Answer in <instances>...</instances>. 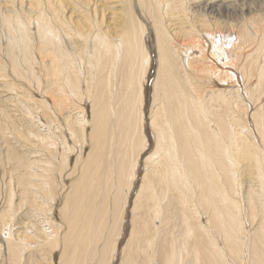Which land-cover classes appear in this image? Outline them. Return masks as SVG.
<instances>
[{
    "label": "bare ground",
    "instance_id": "1",
    "mask_svg": "<svg viewBox=\"0 0 264 264\" xmlns=\"http://www.w3.org/2000/svg\"><path fill=\"white\" fill-rule=\"evenodd\" d=\"M154 61L120 264H264V0H0V264L116 262Z\"/></svg>",
    "mask_w": 264,
    "mask_h": 264
},
{
    "label": "rangeland",
    "instance_id": "2",
    "mask_svg": "<svg viewBox=\"0 0 264 264\" xmlns=\"http://www.w3.org/2000/svg\"><path fill=\"white\" fill-rule=\"evenodd\" d=\"M254 11V8L252 9ZM148 43H149V46H150V49L151 51L153 52L155 49V35L152 33L150 39L148 40ZM153 58H154V55H153ZM156 63L154 61V65L152 66L151 70L149 71L151 74H150V77L148 76V83H147V86L146 88L147 89V93L145 95V100H146V107H145V115L147 116V118L149 117L148 115L150 114L151 112V109L153 107V99H152V96H153V92H154V88H153V83H154V79L156 77ZM88 115V114H87ZM145 129H143V133L147 136V142H148V147L147 149L143 152L142 156H141V160H139V167H138V172H137V181H136V184H135V188L133 190V192L131 193V201L129 203V206L128 210H126V215H125V219H124V224H125V227H124V232H125V235H123L124 237L121 238L122 241H120V249H119V252H118V256H117V260L114 264H120L121 263V260H122V257H123V254H121V250L122 248H124V246L126 245V243L128 242V238H129V235L131 233V230H132V219H133V214H132V205H133V201H134V198L136 197V193L138 191V188L139 186L141 185V182H142V177L144 176V169H145V165L143 164V159L148 157L154 150V140H153V134L151 133V126H150V120L149 118L146 120L145 122ZM142 149V148H141ZM143 150V149H142ZM239 176H242L241 177V183H242V187L243 189L245 188V186L252 180L251 177H247L245 175H243L241 172L239 174ZM254 187H257V184L256 183H252ZM126 190V188L124 189ZM123 190V192H124ZM113 200V199H112ZM110 205L113 209V204L114 202L110 201ZM2 205V203H1ZM243 215H245V211L243 212ZM245 220V218H244ZM127 221V222H126ZM244 230H245V233H246V220L244 221ZM256 224L257 223H254L253 225L251 224V226L248 227L247 231L249 232H252L255 228H256ZM253 227V228H252ZM0 234V242H3V240H5V235H2ZM242 236L246 237L247 235L243 234ZM55 257V264H60V259H59V256L57 257V254L54 256ZM230 262L231 263V258H229ZM248 264V253L246 254V260ZM233 264H235L233 262Z\"/></svg>",
    "mask_w": 264,
    "mask_h": 264
}]
</instances>
